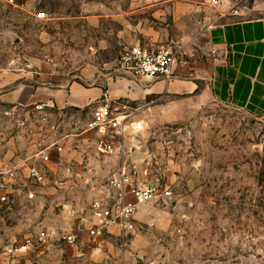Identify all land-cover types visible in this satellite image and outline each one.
Here are the masks:
<instances>
[{"label": "rangeland", "instance_id": "rangeland-1", "mask_svg": "<svg viewBox=\"0 0 264 264\" xmlns=\"http://www.w3.org/2000/svg\"><path fill=\"white\" fill-rule=\"evenodd\" d=\"M156 2L0 0V69H20L35 86L93 85L113 76L121 54L148 43L153 32L161 47L175 52L170 4L157 17ZM5 111L1 161L9 151L31 153L36 139L30 131L42 126L29 130L23 112L14 117ZM53 113V121L64 118ZM180 113L177 103L162 99L139 112L144 128L135 136L140 146L133 161L140 178L172 194L140 204L134 230L107 231L99 244L53 241L13 254L8 247L25 236L52 224L65 227L64 205L88 198L65 192V175L53 182L56 193L38 190L33 197L26 186L2 201L0 186V264H264V118L220 103ZM75 115L88 116L84 110Z\"/></svg>", "mask_w": 264, "mask_h": 264}, {"label": "crops", "instance_id": "crops-1", "mask_svg": "<svg viewBox=\"0 0 264 264\" xmlns=\"http://www.w3.org/2000/svg\"><path fill=\"white\" fill-rule=\"evenodd\" d=\"M167 3L173 27L177 29L172 38L177 57L169 78H141L117 68L113 76L98 84L74 81L65 86H35L23 80L20 69H0V113L5 108V112L14 117L23 112L27 121L21 123L29 125V130L37 122L42 124L34 133L30 131L36 139L31 150L37 154L29 152L19 156L9 151L0 160L1 191L5 195L20 193L27 186L30 197L38 190L56 193L58 188L53 182L65 175L64 191L73 197L78 194L88 198L74 207L65 204L60 214L69 219L65 227L60 228L76 233L79 246L85 241L101 243V238L92 243L88 235L89 207L100 195V183L120 162L118 156H96L98 134L86 130L87 121L106 90L110 100H123L140 109L151 107L156 99L171 100L181 108L180 116H183L188 107L220 103L264 118V0H223L215 8L211 0H157L152 7L157 17L164 14L161 7ZM152 37L142 46L158 50L161 47L159 36L155 37L153 32ZM83 110L87 119H76L75 111ZM53 112L64 114V118L60 122L53 121ZM42 154L49 156L48 161L41 158ZM103 158L110 162L104 163ZM35 163L46 172L43 183L29 178V166ZM70 209H76L78 214L72 216ZM117 229L120 230L113 226L109 231ZM53 241L58 240L52 238L38 246ZM64 246L71 247L65 243Z\"/></svg>", "mask_w": 264, "mask_h": 264}, {"label": "built area", "instance_id": "built-area-1", "mask_svg": "<svg viewBox=\"0 0 264 264\" xmlns=\"http://www.w3.org/2000/svg\"><path fill=\"white\" fill-rule=\"evenodd\" d=\"M222 2L223 0H211V5L218 6ZM39 15L43 18L46 13L41 12ZM176 57V53L166 47L149 50L135 44L121 54L118 70L141 78H169ZM140 110L126 101L110 100L109 91L106 90L87 121L86 130L98 134L95 143L96 156H118L120 159L117 168L100 183V195L90 203V225L87 231L92 243L98 242L113 226H118L124 232L134 230L140 204L159 197H170L172 194L168 186L162 188L157 183L140 178L139 167L132 159L140 146L135 136L144 128V121L139 118ZM57 150L60 151L61 148L58 147ZM41 158L48 161L49 156L42 154ZM28 175L35 183H43L47 177L45 170L36 163L29 166ZM1 200L6 201V195ZM69 212L72 216L78 214L76 209H70ZM52 238L71 247L79 242L76 233L53 225L37 231L34 235L25 236L9 246L8 252L26 253Z\"/></svg>", "mask_w": 264, "mask_h": 264}]
</instances>
